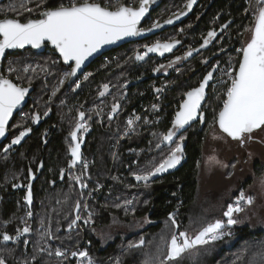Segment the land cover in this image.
<instances>
[{"label":"trees","instance_id":"obj_1","mask_svg":"<svg viewBox=\"0 0 264 264\" xmlns=\"http://www.w3.org/2000/svg\"><path fill=\"white\" fill-rule=\"evenodd\" d=\"M164 4H166V0H163L162 4L151 14L146 25L152 24L156 20H164L173 14V12H170L172 9H166V7L163 11H159ZM249 5L247 0H202L191 19L182 23L181 26L174 31L177 34L180 32V35L187 34L186 43L193 46L192 50L195 51V49L201 46L202 41L207 38L210 31L221 29L222 25L227 24V33L224 35L227 36V39L232 40L229 46L234 49L237 40L240 39L239 33H242L247 25H252L253 12L249 8ZM182 8H180V10ZM198 17L199 19L197 20ZM194 19L195 21L193 24H189L190 21ZM220 47L221 45L219 43L214 45L212 49L213 54L221 51L222 49L220 50ZM231 47L225 50L223 49L224 51L221 53V58L230 52ZM127 48H130V46L125 45L119 49H113L95 60L86 71L89 77L92 76L91 80H94L87 82V84H83L82 77L86 74L80 76L78 82L76 81L75 83L77 89L75 92H72V94H74L72 98L75 97L73 102L75 101L79 107L77 114L81 111L84 112L86 114L85 118L89 121L87 122L89 130L86 145L83 149V157H86L88 154L93 156V161H89L91 163V174L95 179L100 181L102 185L100 189L98 188L92 191V200L94 209L96 210L92 211L91 216V220H93L94 223L90 225H96L92 228L93 233L91 230L88 231V228L85 230L81 228L82 230H80L79 228L81 226L78 229L75 228L77 229L76 231L71 229L67 232L69 223L79 213H77L75 209L77 201L81 204L79 211L82 209L85 200L82 199L83 196L81 194L86 188L80 187V189H78L76 186L77 189H73L71 183H68L70 177L73 178V182H76L74 177L80 176L79 169L74 173L69 168L71 159L69 146L67 147L69 156L62 171L63 177L62 175L58 176L59 171L56 169L57 157L61 155V153H64L63 151L66 150V146L63 144L64 133L57 132L51 145L47 147L48 155L44 160L45 169L42 174L43 180L39 182V186L36 188L37 204L36 207L33 208L34 211H31L34 214V220H27V223L30 222L33 224L32 232L30 231L23 235L16 244L0 242V258L5 261V264H21L23 260L27 258L30 259L28 264H40V259L43 258L41 257L42 255L53 257L54 259L51 264H78V257L72 256L71 252L81 251L83 249L87 250L92 260L96 262L100 261L103 264H161V260H165L167 245L173 234H178L179 231H187L189 236L193 238V236H195L194 234H198L199 230L204 225L211 222H204L192 226L191 221L194 219L193 209L197 204L199 193V176L203 158L205 127L209 117V113L205 109V106L210 97L207 98L203 108L205 112L204 125H202L201 122H196L182 134H185L184 161L179 169L158 179L149 180L147 184H145L144 181H137L134 175L125 177L128 171H131V168L136 164L135 161H138V165L146 164V159L150 161L153 154H157L158 151L165 149V147H172L169 144L162 143V145L155 150L157 145H151L149 138H151V132L155 126H165L166 132L172 127L176 111L179 109L184 97V95H182V99L179 100V96H181L180 90L185 88L183 93H186L194 88V86H197L204 78L205 66L201 64L203 55H197L204 49L201 48V51L193 55L189 60H186L188 55L185 58V62L179 67L182 69V67H189L195 64L193 65L192 73L186 72L181 75H176V69L171 72L169 71V77L164 79L169 81L170 85L165 88L163 86V81L159 78H155V74L153 73L157 64L159 65L166 61H157L155 58L151 57V54L145 56L146 59L144 58V60H146V63L144 65H141V62H139V66H134L133 64L136 62L131 58L130 61H132V65L127 69L117 66L121 60L120 50L126 51ZM130 51L132 52L133 50L131 49ZM239 56L241 57L240 54ZM59 58L58 61L61 66L65 70H69ZM215 58L220 59L218 55ZM195 69L196 72L194 73ZM221 69L222 64L217 71L218 77L220 76ZM129 72L134 76V82L132 81V86L128 89L129 93L126 95V88L123 86L122 88L121 86H116L114 82L119 79V74ZM41 76L43 77L45 74H41ZM48 80L51 81L50 84L53 83L52 76ZM95 84H97V89ZM105 84L109 86L106 92L103 88ZM77 85H79V87H77ZM66 86L67 89L71 88V85L67 83ZM114 89L116 91L115 97L117 96V100L110 105V112H105L104 108L101 112H98L99 109H97L93 111L92 114H88V112L85 111L86 107H90L92 100L98 98V96H100V98H107ZM157 89H159V91H157ZM100 92H104V95L101 96ZM58 93L52 98L53 101L55 97L56 99L59 98ZM121 93L126 98L120 100L119 95H121ZM45 96H49L48 91ZM116 103L120 105L119 112L113 118H110L112 106ZM154 104L159 105L160 108L162 107V111L154 112L151 110L150 108ZM83 105L85 107H81ZM53 107L55 108V103H53ZM133 111L143 116L156 117V119H158L157 116H163V118L160 117L161 119L158 120V124L157 122H153L150 126L137 130L136 135L123 137V139H121L117 134H121L122 129L125 128L122 124H124L126 117ZM108 112L109 114H107ZM197 123L200 124L195 128L194 125ZM114 124H116L115 127H113ZM65 132H67V130ZM33 144H37V141ZM33 144H29L28 151L32 150L34 147ZM151 146H153L152 150L149 149ZM114 148L116 153H114ZM133 149H136V151L140 150L141 153H137V155L134 156L131 154ZM62 159L63 157H61L60 161ZM162 159H164L163 156L156 159L154 164L159 163ZM114 171L117 172L120 177L122 176V179L125 180V178H129L130 181L132 180L134 191L138 190L133 203H130L132 206L130 208H127L126 205H121L124 199H118L120 207L117 209V205H113L111 203L112 200L109 199L115 198L118 194V190H128L124 180L117 179L115 181V178L113 179ZM50 179L54 180L52 183L55 184L54 186L50 184ZM249 180H251V178ZM58 185L62 187H67L69 185V191L72 192L67 200L68 205L66 207L64 206L60 214H58L55 205ZM48 193L50 194L48 195ZM12 194L11 192L8 194L5 192L4 194L9 198L4 200L5 204L0 208L1 221L4 218L11 219L12 213L17 209L18 199L19 203H22V195L19 196V198H15L11 196ZM131 210L134 211L135 216H147L149 221V224L146 225L147 227L141 230L140 233L136 231L140 229V225L137 226L139 223H132V221L129 220V218L132 217L124 218L125 215H123V211ZM170 213L176 214L179 229H175L171 225L169 220ZM134 215L133 217H135ZM115 217H117V219ZM114 220L118 221L119 224L123 226L126 225L125 230H120V232L114 234L113 237L107 234V230V232L102 235L100 232L98 233V228L110 227ZM1 221L0 230L3 227V222ZM15 225H17V223H14L12 228ZM12 228L10 231L11 233L17 230H13ZM123 231L127 232L124 233ZM77 232L80 233L77 235ZM45 233L49 234L46 235ZM231 233V236H225L208 245L197 246L195 249L185 253L178 262L166 261V264H234L231 261L233 258L234 262L237 264H260L264 256H262L263 253L259 250L258 246L261 244V240L264 237V231H254L248 225L237 224L236 226L234 225ZM62 235H67V238H69L65 240L67 242L66 247L63 246L64 249L62 250L60 248L61 251L66 253L64 258L55 254L56 250L59 249V245L55 242H58V236ZM140 239L144 240L142 246L136 248L129 247L131 244L138 243ZM41 248H43L44 251H40Z\"/></svg>","mask_w":264,"mask_h":264},{"label":"snow or ice","instance_id":"obj_2","mask_svg":"<svg viewBox=\"0 0 264 264\" xmlns=\"http://www.w3.org/2000/svg\"><path fill=\"white\" fill-rule=\"evenodd\" d=\"M150 2L151 0H138L137 5L119 3L118 6H112L104 5L98 0H67L66 3H59L58 6L45 8L40 13V18H29L23 22L18 18H0V58L5 56L6 50L22 49L26 45L40 48L46 41H49L59 50L65 62H75V67L66 74L65 78L74 76L84 61L104 45L114 43L124 37L138 36L144 32L162 27L159 20L154 21L148 28L140 27L142 19L149 11L148 5ZM195 2L196 0H187L185 7L191 10ZM46 3L47 0H41V4L37 7H41ZM26 11L31 12L33 10L28 8ZM183 15H186V12L173 13L164 23L172 24L174 22L173 18L179 19ZM227 26L225 24L223 28H227ZM245 30L250 33V36L239 49L241 58L238 66L232 67L231 71L224 73L229 77L228 81H224L227 84L226 98L223 100L218 113L214 115V124H218L219 129L228 137L241 143L245 142L246 139H251L252 133L256 130L264 131V0H257L252 25ZM216 35L215 31L208 33L210 38H214ZM178 43L179 41L175 40L164 43L157 41L151 46H145V52H137L136 59L143 60L151 52H159L163 55L165 52H170ZM208 43L209 40L206 39L202 47ZM188 55L191 56L192 53L189 52ZM180 59V57H177V60ZM160 67L163 68L164 66L161 65ZM155 70L160 71V68ZM9 71H15V69L10 68ZM213 71L207 73L198 87H194L185 93L186 99L183 100L176 112L172 127L162 135L161 143H175V147H172L167 156L149 170L133 173L137 181H144L147 184L152 177L175 168L181 162L185 137L180 135L178 142H175L174 138H177V132L180 129L196 120L197 117L200 118L201 122L203 121L201 102L205 98V90L209 85V81L213 79ZM108 87L107 84L103 85L105 92ZM28 92V87H22L13 83L12 80L0 76V137L5 135L9 119L12 117L14 110L22 104ZM100 95L103 96L104 92H101ZM119 107L118 103L113 104L112 113H116ZM44 114L47 115L48 113L45 112ZM40 118V113H36L32 117L36 122H39ZM84 119L85 113L79 112V121L70 133L71 140L74 142L69 145L72 157L69 164L70 168L75 167L82 159L78 133L81 129L85 131L88 129L87 124L80 122ZM136 119H139V117ZM132 123L133 120L129 119L128 124L131 125ZM31 130V128H26L20 131L19 135L12 140V145L20 144ZM12 145H9V147ZM159 146L157 144V147ZM215 163L220 162L215 161ZM40 166L43 167L42 164ZM83 166L86 168L87 164L85 163ZM61 175L63 177V173ZM74 179L80 182L81 188L87 187L81 176H76ZM14 186L20 187V185ZM26 187L27 194L24 199L28 205H31V184ZM241 201H246L248 205H251L253 198L250 196L245 197L244 193L241 192L236 202L229 204L223 213L224 217L227 218L226 220L216 219L207 223L194 238L190 237L187 231H179L178 234H173L167 245L165 260H161V264H166V261L178 262L185 253L197 246L208 245L213 241L222 239L224 236H231L232 233L226 231V228L239 222L234 214L244 212L245 209L241 206ZM126 203H130V201ZM80 208L81 204L77 201L75 205L77 213ZM27 216L31 217L32 212L28 211ZM91 216L92 213L89 212L88 219L84 220V223L87 224L91 220ZM79 220H81V216L77 214L69 223V230ZM169 220L175 229H179L175 213L169 214ZM30 231L31 229L25 221V226L16 231L15 237L5 232L2 239L4 241L19 240ZM45 234L48 235L49 233ZM143 244L144 240L140 239L138 243L131 244L129 247L136 248ZM40 251H44V249L41 248ZM55 254L61 257L65 256V252L59 249L56 250ZM71 255L74 257L79 256L82 260L86 259L87 264H94L87 251H74L71 252ZM0 264H5L2 258H0ZM260 264H264V259L260 261Z\"/></svg>","mask_w":264,"mask_h":264},{"label":"rangeland","instance_id":"obj_3","mask_svg":"<svg viewBox=\"0 0 264 264\" xmlns=\"http://www.w3.org/2000/svg\"><path fill=\"white\" fill-rule=\"evenodd\" d=\"M249 5V8L252 12L253 10H256L257 7V0H247ZM64 3L67 2V0H63ZM98 2L103 3L104 5H112V6H118L119 3L122 2H133L137 3L138 0H98ZM187 3L186 0H166V4L159 10L163 11V9H172L173 13H176L180 11V8L185 6ZM200 17V15H199ZM197 18V20L199 19ZM195 21H190L189 24H193ZM251 25H247L242 33H239L240 39L237 40L236 46L234 49L229 46V44L232 42V40L227 39L226 35H223L222 38L219 39V44L221 49L230 48L231 50L229 53L225 54L217 63L220 65L222 64V69L220 71L219 80L217 83L214 84V88L212 90L211 97L208 99L207 104L205 106V109L209 113V117L207 119V124L205 127V141L203 146V158L200 166V184H199V193H198V199L197 204L195 205L193 209V217L192 219V226L193 225H199L204 222H213L216 219H223L226 220L227 218L224 217L223 213L226 211L227 206L229 204H234L239 197V194L241 192L244 193L245 197H252L253 203L251 205H248L246 201H241V206L244 207V212L234 214L235 218L238 219L239 225H248L253 229L256 230H263L264 231V173L263 175H260V177H257L255 175L254 171V165L258 162L260 164L264 163V131L256 130L252 134L251 139H246V141L242 144L240 141L233 140L231 137H228L227 134L223 133L222 130L219 129L218 124H214V115L218 113L220 108L222 107L223 100L225 97L226 87L227 84L224 83V81H228L229 77L227 75H224L225 72L231 71L232 67H237L240 56H239V49L244 45V43L248 40L250 33L246 31V28H249ZM130 46V48H127L126 51L120 50L121 54V60L118 63L117 66L127 69L129 66H131L132 61H130L132 54L135 52L134 48H141L142 45H136V46ZM229 46V47H228ZM123 47V46H122ZM121 48V47H120ZM119 49V48H118ZM133 50L132 52L130 50ZM176 49V48H175ZM218 49V50H219ZM130 51V52H129ZM129 52V53H128ZM131 56V57H130ZM25 62H28V66L24 69L21 68V66H24L23 64ZM12 63L14 64V69L16 68V72L14 74H18L21 76L25 81L32 82V75L33 73H40L45 74L46 71L48 72L49 76H52L53 83L50 85H42L43 80L45 76H41V78H36L38 80V84L40 87V93L44 94V102L47 103H55V109L57 112L58 117V133H64L63 135V144L66 146V150H64V153H61V155H58L57 162H56V169L59 171L58 176L61 175L63 171V167L67 161V158L69 156L67 147L73 143V141L70 139L69 134L74 129V126L77 123V112L79 111V107L77 106V103L72 98L74 94L72 92L76 91V85L73 84L71 88L67 89L66 83L68 81L69 76L66 77V74L69 73V70H65L60 62L56 59V57L53 54H47V55H40L32 57L28 53L24 56L14 57L12 60ZM193 65L187 67H182V69H179L176 73V75H181L183 73H192L193 72ZM46 69V71H45ZM20 71V74L18 73ZM25 73H24V72ZM125 71V70H123ZM23 72V73H22ZM89 74H86L83 76V84L90 81L92 76H88ZM119 79L114 82L116 86H123V83L126 82V78L122 75H118ZM115 79V78H114ZM56 80V81H55ZM103 82V81H102ZM82 84V83H81ZM113 84V85H114ZM170 85L169 81H166V83L163 85L165 88ZM95 87L97 89V84H95ZM99 87V86H98ZM187 87V85H186ZM74 88V89H73ZM100 89V88H99ZM184 89L182 88L180 90L181 96H179V100L182 99V95H184ZM101 90V89H100ZM48 91L49 96L46 97V92ZM59 92V93H58ZM115 89L113 92L107 97V98H98L92 100V103L90 107H86V111L88 114H92L93 111L99 109L98 112H101L104 108L105 112L109 111L110 105L117 100V96L115 97ZM58 93L59 98L52 100V98ZM101 93V92H100ZM124 98L123 94L119 95V99L122 100ZM70 99V101H69ZM50 101V102H49ZM37 105L41 107L43 103L41 101H37ZM84 106V105H83ZM81 106V107H83ZM155 106V107H154ZM154 112L162 111V107L160 108L159 105L154 104L150 108ZM97 112V113H98ZM110 112V111H109ZM109 112L107 114H109ZM33 114L32 110H26L23 112L22 116L24 119L26 117L31 118ZM101 115V114H100ZM139 117V119H136ZM163 118V116H160ZM159 116L152 118L150 116H143L142 114H139L138 112H131L128 117H126L124 121L125 128L122 129L121 134H117V136L121 139L123 137H131L133 135H136V131L139 129H144L145 127L150 126L153 122H157L160 120ZM129 119L133 120V123L131 125L128 124ZM24 122V120H22ZM108 124L110 125V122L108 121ZM161 124V123H160ZM200 123H197L194 125L195 128L199 126ZM108 125V126H109ZM116 124L113 125L115 127ZM66 128V129H65ZM65 129V130H64ZM67 130V132H65ZM166 127L155 126L151 132V138H149V142L151 145L154 146L161 143V137L163 134L166 133ZM70 131V133H69ZM141 131V130H140ZM81 136V135H80ZM185 137V134L183 135ZM253 137L259 138L260 141H252ZM178 142V140L176 141ZM118 145V143H117ZM160 147V146H159ZM159 147H157L155 150H157ZM175 147V144L174 146ZM172 147H165V149H162L161 151H158L157 154H153L151 156V160L148 161L146 159V164L138 165V161L134 164L133 168H131V171H128V174L125 175V177H130L133 175V173H140L143 171L149 170L154 164V161L161 156L164 158L169 153L170 149ZM150 150L153 149V146L149 148ZM130 151V150H128ZM114 153H116L114 148ZM137 153H141L140 150L136 151V149H133L131 151V154L136 156ZM63 154V156H62ZM89 155V156H88ZM86 155L84 157V161H87V163L90 161H93V156L91 154ZM34 155H31L30 159H34ZM33 157V158H32ZM61 157L63 159L60 161ZM158 157V158H157ZM215 158V160H213ZM20 160H25V157L23 155H19L17 158H3V161L7 164L9 162H15L18 163ZM161 161V160H160ZM215 161H219L220 163H215ZM84 165V164H83ZM80 166L78 169L80 171L79 175L82 178V181L87 184V187L85 191L81 194L83 196L82 199L85 200L84 204L82 205V209L79 211V215L82 216L81 221H78L76 225L73 226L72 229L76 231L75 228H79L80 230H85L88 228V231L95 227L96 225H90L94 223L93 220H90L87 224L84 223V220L88 219L89 212L92 213V211H96L94 209V203H93V195L92 191L95 189H100L102 187L100 181L95 179L93 175L91 174V168L90 165L86 168L84 166ZM225 165H227L225 167ZM17 170V169H16ZM73 170V169H72ZM18 174L20 177H23L24 171L18 169ZM73 174V173H72ZM13 175L11 174L10 177ZM84 176V178H83ZM111 176V174H110ZM115 178V181L118 180H124L122 179V176L118 175L117 172L114 171L113 179ZM251 178V180H249ZM86 181H85V180ZM12 180V179H10ZM38 180V179H37ZM73 178L70 177L68 179V183H71V187L73 189H80L81 185L80 182H73ZM249 180V182H248ZM124 182L127 184L128 190H118V194L115 198H109L112 200L113 205H119L118 199H124V202L121 205H126L127 208L132 207L130 203H133V200L136 198V194L138 192L134 191V184L133 181L129 180V178H125ZM248 182V183H247ZM90 184V185H88ZM69 186V185H68ZM62 187L61 185H58V191L55 198L56 201V210L58 214H60V211L63 210L64 206L66 207L68 205V199L71 196L72 192L69 191V187ZM77 186V187H76ZM89 187V188H88ZM78 191V190H77ZM142 191V190H141ZM140 191V192H141ZM144 192V190H143ZM50 193H48L49 195ZM24 199H21L20 204H18L17 209L13 215H11L10 223H12L13 220H15L18 226L25 225V221L27 222L28 216L27 212L29 211L28 204L24 205ZM130 201V203H126ZM54 203V202H52ZM1 204V200H0ZM117 207V209L119 208ZM139 213V211H138ZM123 215H125L124 218H129V220L132 221V223H139L137 226L140 225V229H137V233H140L141 230L146 228L149 223L147 216L141 217V216H135L134 211H123ZM133 215L135 217H133ZM117 219V217H115ZM13 219V220H12ZM122 220V219H121ZM1 221V219H0ZM2 222V221H1ZM235 224V226L237 225ZM1 225V223H0ZM99 225V224H98ZM126 225L119 224L118 221L114 220L110 227H104V228H98V233L100 232L101 235L107 232V234L110 237H113L114 234H118L120 230H125ZM234 225L228 226L226 228V231H232ZM82 228V229H81ZM95 230V229H94ZM107 230V231H106ZM70 231L69 228L67 229V232ZM82 232V231H81ZM126 233L127 231H123ZM93 233V232H92ZM79 234L78 232L76 233ZM194 234V233H190ZM196 235V234H194ZM60 240L57 239L58 242H55L59 245V250L61 248L64 249L63 246L66 247L67 242L65 241L67 238V235L58 236ZM195 236H193L194 238ZM225 237V236H224ZM43 242V241H42ZM259 250L263 253L262 256H264V237L261 240V244L258 246ZM81 251H87L85 249ZM43 257L40 259V264H51L53 262V257L50 256H41ZM78 257V264H87V260H82L79 256ZM90 257V256H89ZM30 259L23 260L21 264H28ZM95 260H93L94 262ZM234 264H237L234 262V258L231 260ZM103 264L100 261L94 262V264Z\"/></svg>","mask_w":264,"mask_h":264},{"label":"flooded vegetation","instance_id":"obj_4","mask_svg":"<svg viewBox=\"0 0 264 264\" xmlns=\"http://www.w3.org/2000/svg\"><path fill=\"white\" fill-rule=\"evenodd\" d=\"M61 2H63V0H47L46 4H43L41 7H37V5L41 4V0H0V18H4V17L18 18L22 22L25 21L26 19H29V18L35 19V18L40 17V13L45 8L58 6V4ZM122 3H126V4L129 3V4H133V5L138 4V3L134 4L133 2H128V3L122 2ZM199 5H198V7H199ZM198 7L196 8L193 15L196 13ZM28 8L32 9L33 11H31V12L26 11V9H28ZM191 17L188 20H190ZM185 22H183V23H185ZM181 24L177 25L175 27L169 28V29L161 32L160 34H158L154 37H151L149 39H146L143 41L132 42V43L127 44V46H132V45L136 46V45L144 44V46H141V48H134L135 50L136 49H138V50H136L135 53H133L132 57H131L136 62L133 65L139 66L138 65L139 62H141V65H144L146 63V60H144V59L143 60H137L136 59V53L137 52H140V53L145 52L146 51L145 46H151L152 44L156 43L157 41H160L162 43L171 42L174 40L179 41V43L176 44V46L170 52H165L163 55H161L159 52H157L158 55H156V56L151 54L152 55L151 57L155 58L157 61H166V62H163L162 64H159V65L157 64L155 69L160 68V71L154 70V73H153V74H155V78H159L161 81H163V85L166 83V81H167L166 79L169 77L168 72L169 71L171 72L174 69H176L178 71L180 69L179 67L181 66V64H183V62H185V58L188 56V53L189 52L192 53L194 51V50H192L193 46L186 43L187 34L180 35L179 31H178L179 32L178 34L174 31V30L178 29L179 26H181ZM150 25L151 24L146 25V23H145L144 27H148ZM223 26L224 25L221 26V29L213 30L217 33V35L214 38H210L208 36H207V38H205V40L206 39L209 40V43L206 46H203L204 50H202L199 54H197V55H200V54L203 55V58L201 60V64H202V66H205V70H204L205 76L207 75L208 72L213 71V69H215V71H213V79L211 81H209V86H208V90H207V98L211 97L212 90L214 88V84L217 83L218 78H219L217 76V73H218L217 71L219 69L220 63L218 64L217 62L221 59V56H222L221 53L224 50H221V51L213 54L212 49H213L214 45L219 43V39L222 38L223 35L227 33L228 28H223ZM205 40L202 41L201 46L197 50L203 48L202 45L204 44ZM149 42H151V43H149ZM26 53H28L32 57H35V55L40 56V55H44V54L45 55L53 54L57 60L59 58V56L56 55L52 49L47 47L46 51H44L43 53H35L31 49H28L25 51H15L13 53H9L2 62L0 76H3L7 79H10L13 81V83H16L22 87H31V88H33V91L28 95L26 104L14 113V115L11 117V120L9 119L6 134H5V136H3V138H0V200H1L0 208L2 207L3 204H5L4 200L9 198V197H7V195L6 196L4 195L5 192L7 194L10 192L13 193L11 196H13L15 198L16 197L19 198V196L22 195V199H24V197L26 196V193H27V187L26 186L30 183V180H31V174L36 175L38 173V169L40 167L41 160L43 158H44V160L46 159V157L48 155L47 147L49 145H51L54 137L56 136V134L58 132V127H59V125H58L59 120L57 117L56 109L53 107V103H47L46 104L44 102V94L42 95L40 93V87L41 86H39L38 80L36 78L37 77L41 78V74L40 73H36V74L33 73L32 75L30 74V76H32V82H30V84H29V81H25L18 74H16V75L14 74V72H16V68H15V71H11V72L9 71L10 68L14 69V64L12 63L13 58L19 57V56H24V55H26ZM217 55L220 57V59L215 58ZM177 57H180L181 59L177 60ZM59 59H61V58H59ZM205 61H207V63H205ZM28 64H29L28 62H25L23 64L24 66H21V68L24 69L25 67L28 66ZM131 65H132V63H131ZM161 65H163L164 67L161 68L160 67ZM65 67L69 69V72L71 71L70 67H67V66H65ZM195 72H196V69L194 70V73ZM18 73L20 74V71ZM85 74H86V72L83 75H85ZM119 75H123L126 78V82L123 83V87L126 88V95H127L129 93L128 89L132 86L131 84L134 82L133 81L134 76H132L130 72L124 73V74H119ZM50 77L51 76L48 75V72L45 73V78L43 80L42 85H45V86L50 85L51 81L48 80ZM164 78H166V79H164ZM76 81L78 82V79L75 80L72 84H70L71 87L73 86V84L75 85ZM198 86H199V84L197 86H194V87H198ZM124 98H126V97H124ZM184 98H185V93H184L183 100H184ZM37 101H41L43 103V105H41V107L38 106ZM83 107H85V106H83ZM49 109H50V111H49ZM26 110H32L33 111L31 118L26 117L24 119L23 117H21L23 112ZM45 112H47L48 114L45 115L44 114ZM36 113H40L41 118H40L39 122H36L32 119V117ZM76 117H77V122H78L79 121V113L75 116V118ZM111 117L113 118V113H110V118ZM22 120H24V122ZM80 122L87 124V122H89V121H88V119L85 118L84 121H80ZM198 122H201V121L199 120ZM26 128H31L32 129L31 132H29L28 135H26L23 138V140L20 142V144L12 145V140H14L17 135H19L20 131H23ZM88 130H89V127H88L87 131H85L84 129H81L80 132L78 133V138L81 141L83 140V138L85 141H87ZM182 134H183V132L180 133V135H182ZM70 139H71V137H70ZM176 140H177V138L175 139V142H176ZM253 140L254 141L255 140L260 141L259 138H255V137H253L252 141ZM36 141H37V144L34 145L33 143H35ZM29 144L34 145L32 150H30V151H28ZM174 144L175 143H173L171 146L173 147ZM184 144H185V141H184ZM9 145H12V146L9 147ZM85 145H86V143H85ZM183 147H185V145ZM5 149H7V151H5ZM19 155H23L25 157V160H20L18 163L11 161L8 164L3 161V158H8V157L9 158H17ZM31 155H34L33 157H35V158L30 159ZM183 157H184V153H183ZM71 159H72V157H71ZM71 159H70V161H71ZM82 162L84 163V157L82 159ZM83 163L81 165L77 166L72 171L75 173L77 171V169L83 165ZM18 169L24 171L23 177H20V175L18 174ZM44 169H45V164H44ZM44 169L42 170V173L37 178L38 180H36L35 183L33 184L32 190H33V198L34 199H33L32 207L28 205L29 211H32V210L34 211L33 208L36 207V204H37L36 188L39 186V182L41 180H43L42 174H43ZM254 171H255V175L257 177H260V175H263L264 163L260 164L257 162L254 165ZM11 174L13 175L12 177H10ZM10 179H12V180H10ZM53 181L54 180H52V179L49 180V182L52 186L55 185V184H52ZM14 185H20V187H15ZM23 201H24V205H26L25 199ZM18 204H20L19 199L17 201V205ZM14 213H12V215ZM28 220H31V221L34 220V214L33 213H32V216L28 218ZM2 222H3V227L0 230V242L6 243V244H16L18 242V240L16 241V239H13L12 241H4L2 239V235H3V233L7 232L9 235H12L14 237L16 235V231L18 229H22L25 225L23 227L15 225L12 228L13 224L16 221L13 220L12 223H10V218H4L2 220ZM27 224L30 227L31 232H32L33 224L30 222ZM11 228L13 230L14 229L15 230L17 229V230L11 233L10 232Z\"/></svg>","mask_w":264,"mask_h":264},{"label":"water","instance_id":"obj_5","mask_svg":"<svg viewBox=\"0 0 264 264\" xmlns=\"http://www.w3.org/2000/svg\"><path fill=\"white\" fill-rule=\"evenodd\" d=\"M162 1H163V0H151L150 4L148 5L149 11H148V13L145 15V17L142 19L141 24H140V27H142V28H148V27L151 26V25H150V26H148V27H144V26H145V23H146L147 20L150 18L151 14H152V13H153V12H154V11H155V10L161 5V4H162ZM201 1H202V0H196L195 4L192 6L191 10H188L186 7H184L182 10L178 11L177 13H179V12H181V11L186 12V15L180 16L179 19H175V18H173V19H174V22H173L172 24H165V23H164V21H165L166 19H168L169 17L172 16V15H171V16H169L168 18H166V19L160 21V23L162 24V27H160V28L153 29V30L150 31V32H144V33H142L141 35H138V36L124 37L123 39L117 40V41H115L114 43L104 45V46L101 47L97 52L93 53L90 57H88V58L84 61V63L81 65V68H80L79 70H77V72H76V74H75L74 76H69L68 81H67V84H68V85L72 84L75 80H77L80 76H82V75L86 72V70L89 68V66H91L92 63H93L95 60H97L99 57H101V56L104 55L105 53H108V52H110V51L113 50V49H118V48H120V47H122V46H124V45H127V44H129V43H132V42L143 41V40L149 39V38H151V37H154V36L160 34L161 32H163V31H165V30H167V29H169V28L175 27V26L180 25L181 23L187 21V20L193 15V13L195 12L196 8H197L198 5L201 3ZM38 18H40V17H38ZM35 19H36V18H35ZM47 47L50 48V49H52V50L54 51V53H55L56 55H58V56L61 58V60H62V62H63V64H64L65 66L70 67L71 70H72V68L75 67V62H74V61L65 62V61L63 60V57H62L61 54L59 53V50L56 49L55 46L51 44V42L46 41V42H45L40 48H33L31 45H26V46H25L24 48H22V49H9V50H6L5 56H4L3 58H0V72H1V65H2V62H3V60L5 59V57H6L9 53H13V52H15V51H25V50H28V49H31V50H32L33 52H35V53H43L44 51H46ZM202 49H204V47H203ZM202 49H199V50L195 49V51L192 53V55H191V56H188V58H187L186 60H189L193 55L197 54V53H198L199 51H201ZM148 54H149V55H150V54L158 55L157 52H151V53H148ZM208 86H209V85H208ZM28 88H29V92H28V94L25 96L24 101L22 102V104H21L16 110H14L13 115H14V113H15L18 109L22 108V107L26 104V102H27V98H28V95L33 91V88H31V87H28ZM207 90H208V87H207L206 90H205V93H206V94H205V98H204V100L201 102V109H202L203 117L205 116V112L203 111V108H204V105H205V103H206V99H207ZM184 99H186V96H185ZM182 102H183V101H182ZM178 110H179V109H178ZM118 112H119V109L116 111V113L113 114V117H114ZM13 115H12V116H13ZM10 120H11V118H10ZM199 120H200V118L197 117L196 120H193V121L190 122V124L185 125V127H184L183 129H180V130L177 132V137L180 135V133L184 132V131H185L186 129H188L192 124L198 122ZM201 123H202V125H204V119H203V121H202ZM5 134H6V133H5ZM4 136H5V135H4ZM0 138H3V137H0ZM175 139H176V138H174V140H175ZM79 142H80V144H81V156H82V159H83V149H84V146H85L86 141H85L84 138H83L82 141L79 139ZM164 144H168V143L164 142ZM172 144H173V143H172ZM172 144H169V145H172ZM184 145H185V144H184ZM184 145H183V146H184ZM70 154H71V153H70ZM82 159H81L80 162H78V163L76 164L75 167H71V168L69 167V168L72 170V169H75L77 166L81 165V164L83 163V162H82ZM183 161H184V157L181 159V162H180L175 168L169 169L167 172H164V173H161V174H157V176L152 177L151 180L158 179V178H160V177H162V176H164V175H167V174H170V173L176 171L177 169H179V168L181 167V165L183 164ZM41 164L43 165V167H41V166L39 167V169H38V173H37L36 175L31 174V180H30V183H29V184H31V191H32V203H31V205H29V206H31V207H32V204H33V199H34V198H33V190H32V187H33V184L35 183V181L37 180V178L39 177V175L42 173V170L44 169V158L41 160ZM41 164H40V165H41ZM69 164H70V162H69ZM33 177H34V178H33ZM26 194H27V193H26ZM25 202H26V201H25ZM26 204H27V202H26ZM14 237H15V236H14Z\"/></svg>","mask_w":264,"mask_h":264},{"label":"bare ground","instance_id":"obj_6","mask_svg":"<svg viewBox=\"0 0 264 264\" xmlns=\"http://www.w3.org/2000/svg\"><path fill=\"white\" fill-rule=\"evenodd\" d=\"M85 163L87 164V166L91 165L90 162L87 163V161H85L84 164H85ZM76 230H77V229H76ZM79 233H80V232H79ZM67 239H69V238H67ZM33 241H34V240H33ZM79 241H80V240H79ZM32 245H33V244H32ZM109 259H110V258H109ZM112 260H113V259H112Z\"/></svg>","mask_w":264,"mask_h":264},{"label":"built area","instance_id":"obj_7","mask_svg":"<svg viewBox=\"0 0 264 264\" xmlns=\"http://www.w3.org/2000/svg\"><path fill=\"white\" fill-rule=\"evenodd\" d=\"M65 255H66V253H65ZM65 256H63V258H64Z\"/></svg>","mask_w":264,"mask_h":264}]
</instances>
